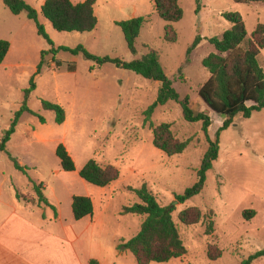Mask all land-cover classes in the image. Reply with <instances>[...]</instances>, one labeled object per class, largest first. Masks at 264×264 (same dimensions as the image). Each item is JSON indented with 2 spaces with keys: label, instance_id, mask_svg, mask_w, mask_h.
I'll list each match as a JSON object with an SVG mask.
<instances>
[{
  "label": "rangeland",
  "instance_id": "374dc122",
  "mask_svg": "<svg viewBox=\"0 0 264 264\" xmlns=\"http://www.w3.org/2000/svg\"><path fill=\"white\" fill-rule=\"evenodd\" d=\"M25 1L37 11L39 22L54 45L38 33L37 24L26 12L15 15L0 0V40L11 44L0 63V144L25 103L35 113L22 114L6 149L0 150V190L6 194L19 190L26 203L36 205L37 195L30 180L42 183L43 193L63 215L72 213L73 196L90 197L100 223L98 241L107 250L111 247L117 252L122 240L140 232L144 219L134 214L122 215L124 206L139 201L129 188L146 184L161 205L174 207L173 220L188 249L182 258L152 264H241L264 250V109L250 118L237 115L233 124L220 133L219 158L207 174L203 191L179 202L176 196L196 183L210 143L203 123L187 122L176 101L158 106L146 122L144 113L157 99L160 82L113 63L99 66L82 53L74 55L64 50L56 55L47 53L42 71L37 73L43 52L60 46H83L99 57L127 62L153 49L159 53L164 71L180 96H189L195 110L211 116L209 135L215 140L224 119L211 112L199 95L210 76L202 61L215 52L210 39L222 36L232 27L222 16L224 12L243 16L249 39L257 25L264 24V2L200 0L198 4V0H179L184 14L173 23L179 39L172 43L165 39L168 23L157 13L153 0H98V25L83 33L54 29L42 12L46 0ZM138 17H148L150 21L136 40L138 54L134 55L116 22ZM198 37L201 40L187 63V51ZM260 59L264 60V48ZM33 77L36 87L27 96ZM43 101L62 105L66 121L58 124L55 113L43 108ZM150 123L171 124L176 138L191 139L189 146L182 154H166L154 145ZM61 144L75 162L73 172L61 167L57 156ZM12 158L27 173L17 169ZM91 159L116 166L120 178L106 187L88 183L80 171ZM189 207L202 210L204 219L200 223L188 226L180 221V212ZM247 210H254L255 217L246 219ZM210 220L215 221V231L207 235ZM210 246L222 249V256L210 259ZM124 252L122 264H138L131 252ZM252 264H264V256Z\"/></svg>",
  "mask_w": 264,
  "mask_h": 264
},
{
  "label": "trees",
  "instance_id": "16d2710c",
  "mask_svg": "<svg viewBox=\"0 0 264 264\" xmlns=\"http://www.w3.org/2000/svg\"><path fill=\"white\" fill-rule=\"evenodd\" d=\"M153 1L159 16L168 23L165 29L166 41L177 42L179 34L173 23L180 21L184 14L179 0ZM234 1L236 3L264 2V0ZM97 2L98 0H85L79 3H74L72 0H46L42 6V12L57 31L90 32L98 25V17L95 12ZM4 3L15 15L26 12L28 18L37 24L38 33L46 38L51 45H54L44 25L39 22L37 11L30 4L25 0H4ZM199 3L200 0H198ZM222 16L232 23V27L225 31L222 36L210 39L215 46V52L210 53L202 61L203 67L209 71L210 76L199 90V95L208 109L224 119L222 126L216 133L215 140H212L209 135V128L213 123L211 116L204 111L195 110L189 96L183 98L180 96L174 87L173 80L169 79L164 71L159 53L153 49L145 56L127 62L110 56L99 57L90 53L83 46H78L75 49L60 46L43 52V60L37 73L42 71L47 53L56 55L58 51L64 50L74 55L82 53L87 59L95 61L99 66L105 63H113L149 80L160 82L161 87L157 99L144 113L146 122L150 121L158 106L165 105L171 100L176 101L180 103L184 119L187 122L203 123V130L210 143L197 172L196 183L188 188L185 193L176 196L179 202H185L203 191L207 174L219 158L220 133L233 124L237 115L250 118L254 112L264 109V60L260 59L261 50L264 48V24L259 23L251 38L248 39L245 21L239 12L227 11ZM149 21L148 17H138L116 22L124 33L128 48L134 55L138 54L136 40L143 26ZM200 40L198 37L188 49L187 63L190 62V56ZM244 42L246 43L244 44ZM10 47L9 41L0 40V63L4 62ZM58 65L60 66L61 63L58 62ZM31 85V89L27 91V96L36 87L35 77L32 78ZM43 108L55 113L58 124H63L66 121V111L59 103L43 101ZM24 112L35 114L26 103L23 105L3 137L0 144L1 151L6 149L7 143L15 133L19 119ZM42 121L45 122L44 119ZM150 126L153 128L154 145L168 155L182 154L191 142V139L184 141L176 138L169 123H161L157 126L150 123ZM57 156L64 171L73 172L76 170L75 162L63 144L59 145ZM12 159L17 169L27 173L26 168L16 158ZM120 174V170L116 166L112 164L101 165L95 159L89 160L80 171V176L84 180L100 187L111 185L120 178ZM30 181L37 195V204L50 206L57 212L56 207L43 193L42 183ZM129 190L137 196L139 201L124 206L122 215L134 214L144 217V219L140 232L129 240H122L118 245V250L131 252L138 264L165 263L172 259L184 257L188 253V249L178 226L173 220L174 207L161 205L156 195L146 184L140 188L130 187ZM16 196L19 200H25L23 193L19 190H17ZM72 210L77 220L92 216L94 214L93 200L88 196H74ZM255 215L254 210L244 212L246 219H252ZM179 218L183 224L191 226L200 223L204 219V214L198 207H189L180 212ZM214 224L215 221H209L206 228L207 235L214 233ZM222 253V249H214L210 246L208 256L210 259L216 260L222 256ZM263 256L264 250L243 260L241 264H252L255 259ZM90 264L101 263L97 259H91Z\"/></svg>",
  "mask_w": 264,
  "mask_h": 264
},
{
  "label": "crops",
  "instance_id": "0c3cea01",
  "mask_svg": "<svg viewBox=\"0 0 264 264\" xmlns=\"http://www.w3.org/2000/svg\"><path fill=\"white\" fill-rule=\"evenodd\" d=\"M99 224L94 214L77 220L73 210L63 215L1 189L0 264H122L126 252L99 243Z\"/></svg>",
  "mask_w": 264,
  "mask_h": 264
}]
</instances>
